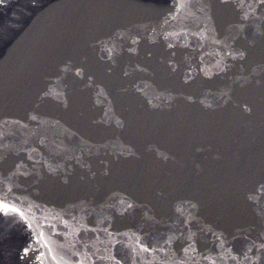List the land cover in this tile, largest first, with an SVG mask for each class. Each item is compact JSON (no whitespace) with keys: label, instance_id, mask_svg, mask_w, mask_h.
Returning a JSON list of instances; mask_svg holds the SVG:
<instances>
[{"label":"water","instance_id":"95a60500","mask_svg":"<svg viewBox=\"0 0 264 264\" xmlns=\"http://www.w3.org/2000/svg\"><path fill=\"white\" fill-rule=\"evenodd\" d=\"M261 264H264V256H263V259H262V262H261Z\"/></svg>","mask_w":264,"mask_h":264},{"label":"snow or ice","instance_id":"6c2138e0","mask_svg":"<svg viewBox=\"0 0 264 264\" xmlns=\"http://www.w3.org/2000/svg\"><path fill=\"white\" fill-rule=\"evenodd\" d=\"M7 207H8L7 205L4 206L5 210H7Z\"/></svg>","mask_w":264,"mask_h":264}]
</instances>
